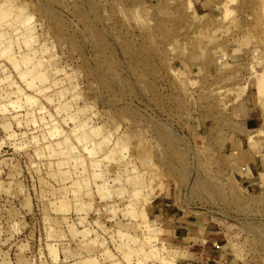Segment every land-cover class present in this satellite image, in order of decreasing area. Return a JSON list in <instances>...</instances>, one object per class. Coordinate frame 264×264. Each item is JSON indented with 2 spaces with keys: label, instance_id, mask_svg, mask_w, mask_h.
Returning a JSON list of instances; mask_svg holds the SVG:
<instances>
[{
  "label": "rangeland",
  "instance_id": "374dc122",
  "mask_svg": "<svg viewBox=\"0 0 264 264\" xmlns=\"http://www.w3.org/2000/svg\"><path fill=\"white\" fill-rule=\"evenodd\" d=\"M247 80L264 113V0H0V264H176L145 211L173 179L264 254L192 142Z\"/></svg>",
  "mask_w": 264,
  "mask_h": 264
},
{
  "label": "crops",
  "instance_id": "0c3cea01",
  "mask_svg": "<svg viewBox=\"0 0 264 264\" xmlns=\"http://www.w3.org/2000/svg\"><path fill=\"white\" fill-rule=\"evenodd\" d=\"M250 87L244 81L239 97L231 95L225 107H216V119L204 118L195 128L198 139L192 142L206 143L222 157L215 177L228 183V188L220 190L223 202L228 203L226 209L238 204L231 210L264 213V113L256 86L255 91ZM188 187L177 179L166 182L145 208L167 248L174 252L175 263L264 264V254L244 251L237 227L216 211L220 208L193 198L195 191ZM244 200L246 208L241 205Z\"/></svg>",
  "mask_w": 264,
  "mask_h": 264
}]
</instances>
